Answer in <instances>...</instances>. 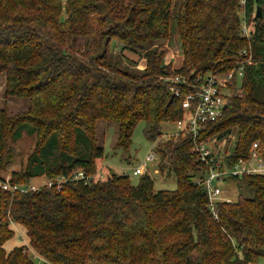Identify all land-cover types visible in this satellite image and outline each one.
<instances>
[{
	"label": "trees",
	"instance_id": "obj_1",
	"mask_svg": "<svg viewBox=\"0 0 264 264\" xmlns=\"http://www.w3.org/2000/svg\"><path fill=\"white\" fill-rule=\"evenodd\" d=\"M239 3L0 0L3 95L28 101L14 113L0 107V183L16 186L0 185V264H264V172L215 177L213 184L252 190L236 199L220 194L216 216L205 182L210 168L229 171L252 150L264 162V0H245L248 38L240 35ZM172 25L179 67L164 62ZM114 42L143 56L144 68L114 53ZM209 75L226 80V107L200 125L197 142L211 148L203 161L190 133L162 138L161 125L187 116L183 99ZM100 119L117 125L116 146L124 150L143 121L158 170L174 175L176 187L155 189L148 170L136 183L109 166L97 175ZM23 136L34 138V147L10 169L11 144ZM43 176L49 186L27 190ZM13 224L28 245L7 248Z\"/></svg>",
	"mask_w": 264,
	"mask_h": 264
},
{
	"label": "rangeland",
	"instance_id": "obj_2",
	"mask_svg": "<svg viewBox=\"0 0 264 264\" xmlns=\"http://www.w3.org/2000/svg\"><path fill=\"white\" fill-rule=\"evenodd\" d=\"M172 37L167 41H163L162 44L165 48L164 62L172 63V67H179L181 65V51L179 49V41L177 37V32L175 30L174 25L171 26ZM112 49L114 53H123L126 57L129 58V61H132L138 69H143L145 66V58L143 56L137 55L133 52L123 50L122 44L118 42H114L112 45ZM130 68L134 67L133 64H128ZM4 76H0V107H6L7 110L11 113L18 112L21 110H25L28 107V101L24 99H6L3 95L4 89ZM97 140L100 145L104 149V157L101 160L100 172L97 175L103 177L107 172L106 166H109L111 171L116 174L127 173L130 176V179L133 183H136L139 179V176L133 175L132 170L138 164L141 163L144 156L148 153V151L154 148L156 143L148 141L144 134V122L139 121L132 133L131 143L129 145L128 150H124L120 147L116 146L118 129L117 125L113 122H107L102 119L97 121ZM177 131V126L174 122H167L161 125V137H168L171 134ZM236 139V131L234 130L232 135L230 136L229 141L231 143ZM34 138L23 136L19 141L12 143L11 146L14 149V160L10 165V169H18L21 167L25 161L28 154L32 151L34 147ZM226 141H224L225 143ZM223 143V142H222ZM220 148H224L226 143L222 146L221 141L218 142ZM209 148V147H208ZM211 149V148H210ZM155 150V149H154ZM153 150V151H154ZM155 153V152H154ZM156 154V153H155ZM158 156L156 154L155 161L149 162L146 168L148 173L154 179V188L155 189H174L176 187V179L175 176H166L161 175L158 166H157ZM105 169V170H104ZM99 171V170H98ZM9 175L6 174V177ZM47 181V179L43 176L40 178L33 179L30 185L40 186L42 183ZM214 184L218 186L222 192L221 197H229L232 199H236L239 194L243 196H251L252 190L248 187L244 186L243 189H238L236 183L228 182V181H215ZM218 199V198H217ZM221 198L219 197V200ZM19 245L26 246V240L23 237V233L19 234ZM25 243V244H24ZM37 257V256H36ZM38 258V257H37ZM40 259V258H39Z\"/></svg>",
	"mask_w": 264,
	"mask_h": 264
},
{
	"label": "built area",
	"instance_id": "obj_3",
	"mask_svg": "<svg viewBox=\"0 0 264 264\" xmlns=\"http://www.w3.org/2000/svg\"><path fill=\"white\" fill-rule=\"evenodd\" d=\"M245 0H240L239 7L241 10L239 12L240 20H241V31L240 35L248 38L250 35L248 25H246L245 19V11H244ZM245 52V51H244ZM248 61V60H247ZM243 65L240 64L238 66L237 73L239 76L242 74ZM232 75V71L228 73L225 77L226 80L229 79ZM226 80H221L217 76H208L203 77L202 83L198 86L197 90L194 93H189L182 101V107L184 111L187 112V116L182 120H177L175 122L177 126V131L171 135H179L184 133H190L193 138L194 148L199 152L200 157L203 161H206L207 156L210 154V148H208L204 143L197 142L199 133H200V125L206 121H213L220 117L225 109L226 100L223 96L222 87H225ZM170 135V136H171ZM256 146V143L253 145ZM155 148V145H154ZM154 148L150 149L148 153L144 156L141 163L133 168L132 173L134 175H141L144 170H146L149 162L155 161L156 152ZM154 150V151H153ZM155 152V153H154ZM256 160L255 164L251 162ZM243 172L245 173H257L264 172V162L259 158L258 153L255 150H252L251 157L248 162H241L239 165H235L233 169L225 172H218L217 170L209 169V175L206 178V186L208 198L210 201L211 211L216 216V209L214 206V201L221 194V189L218 186H214L213 180L214 178H218L221 174H232V175H240ZM77 177H83V173L79 172L76 174ZM51 183L49 180L42 183L40 186H49ZM3 188H11L16 189V186H11L9 182L6 180L3 183H0ZM38 186V187H40ZM37 186L31 185L27 190L36 189ZM20 191H26V189L21 188ZM229 200V199H228Z\"/></svg>",
	"mask_w": 264,
	"mask_h": 264
},
{
	"label": "crops",
	"instance_id": "obj_4",
	"mask_svg": "<svg viewBox=\"0 0 264 264\" xmlns=\"http://www.w3.org/2000/svg\"><path fill=\"white\" fill-rule=\"evenodd\" d=\"M181 58H182V56H181ZM252 164H255L256 163V160H253L252 162H251ZM13 228L15 229V232H16V235H15V237L13 238V239H11L8 243H7V248L8 249H10L12 246H14V245H19V234H21V233H23V237L25 238V240H26V245H28V238H27V236H26V234H25V231H24V229L20 226V225H18V224H13ZM21 243V242H20ZM25 244V243H24Z\"/></svg>",
	"mask_w": 264,
	"mask_h": 264
},
{
	"label": "water",
	"instance_id": "obj_5",
	"mask_svg": "<svg viewBox=\"0 0 264 264\" xmlns=\"http://www.w3.org/2000/svg\"><path fill=\"white\" fill-rule=\"evenodd\" d=\"M260 16H261V11H260V8L257 6L255 9V17L260 18Z\"/></svg>",
	"mask_w": 264,
	"mask_h": 264
}]
</instances>
